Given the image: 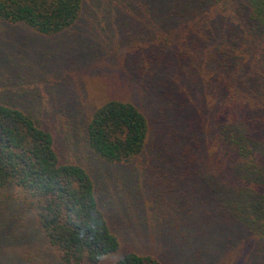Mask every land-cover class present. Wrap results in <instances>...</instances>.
I'll return each instance as SVG.
<instances>
[{
  "label": "trees",
  "instance_id": "trees-1",
  "mask_svg": "<svg viewBox=\"0 0 264 264\" xmlns=\"http://www.w3.org/2000/svg\"><path fill=\"white\" fill-rule=\"evenodd\" d=\"M3 23L47 40L83 37L85 68L108 49L125 50L119 77L131 98L110 97L89 113L62 76L56 96L49 76L28 77L33 86L24 88L7 75L0 242L30 217L63 264H169L114 231L112 221L132 222L139 210L133 229L150 225L181 264H264V0H0ZM106 33L119 38L104 36L97 50L91 37ZM78 142L84 162L69 155ZM121 195H135L123 219ZM18 206L27 211L12 221Z\"/></svg>",
  "mask_w": 264,
  "mask_h": 264
},
{
  "label": "rangeland",
  "instance_id": "rangeland-1",
  "mask_svg": "<svg viewBox=\"0 0 264 264\" xmlns=\"http://www.w3.org/2000/svg\"><path fill=\"white\" fill-rule=\"evenodd\" d=\"M97 15L98 12L96 13V16ZM91 19L96 20L97 18L93 17ZM96 22L95 27H98V30L99 28L104 27V21L99 22L96 20ZM86 25V23L85 25L78 24L77 27L74 29L72 28L68 34H77L78 27H86ZM104 36H107V41H117L119 38L118 33H115V35L106 33L101 36L91 37V43L97 46V50L104 47ZM41 38L42 37L33 33L25 26L12 25L9 23L0 24V91L6 92V90L13 89L14 87L9 84L10 81L7 80L9 79L7 78V75L13 73L17 74L19 72L18 75L15 74L11 80L14 85L21 82V84L24 85V88L31 87L33 84L29 83L30 79L28 77L33 79L32 76L35 75L34 79H46V77L49 76L52 82L46 83V86L48 88L53 87L51 91L52 95H56L58 92H54V90L62 88V86H54V84H56L54 77L57 74L62 76L60 78L65 84H67L63 87L64 89H70L74 83V90L82 101V105H86L89 113L94 105H100L110 97H124L128 100L131 98V94L127 88L121 86L122 80L119 77L120 70L123 69L124 56L122 54L125 50H117L118 54H115V51L112 50L108 56L106 54L109 52V49L107 52L106 49H103L106 53L99 54L98 61H94L93 65L85 68L83 65L79 66L82 64L80 63L81 58L77 57L79 55L82 57L86 56V52H84L83 49L85 48V45L88 44V41H85L83 37L60 38L59 40H56L55 38L50 40L42 38V40ZM21 39L24 40L25 44L19 41ZM26 44H34L35 48L38 50V55L36 56L29 53L31 50H28ZM111 46H106L105 48ZM45 53L47 54V57L44 58L43 56ZM73 56L74 59L71 58ZM84 60L86 61V58H84ZM26 65L29 68L27 72L25 71ZM8 66H10V68ZM4 68H6V71H3ZM50 83L53 85H50ZM45 87L42 93L46 95L47 99L51 94L49 91H46ZM66 96L67 95L61 97L63 98ZM17 99L20 101L23 100L22 97H17ZM60 120L64 121V118H61ZM54 129L55 132L61 131L62 134H67V129L63 124H56ZM67 135L71 136L70 132ZM70 140L75 141L73 137ZM80 143L82 142L80 141ZM74 148V153L69 155H75L76 157L83 156L82 160L84 162L85 157L87 156L86 148L82 147L79 142L76 143ZM143 189H141L138 194L146 199L145 203L147 205L149 204V200H147V191H144ZM129 197L131 198H126V196L121 195L120 198L121 210L117 216L122 219L130 214L125 213L123 206H128L130 209V206L134 204L133 200L135 195ZM6 205L11 206L13 209L15 207L14 204H10L9 202H6ZM26 211L27 210L23 206L22 208L18 206L16 210H14L12 221H14V219L19 220V218L23 217ZM146 211L148 212L145 214H148L149 216V207H146ZM131 214L132 217L129 218V221L132 218V222L124 221L120 223L115 222V220L112 221L114 226L113 229L117 232L122 241L131 244V246L141 254L162 256L168 260L169 264L171 263L170 261L174 264H181L177 259L178 257L176 256L175 250H172L167 242L153 241L152 235L149 234L153 230L150 225L139 226L136 229H133L134 225H138V223H135V218H137V216L142 217V211L132 210ZM30 219V217L23 218L24 221H22L21 228L20 224L16 225V231L14 234L12 235L11 233L10 235H7L5 238L6 240L0 242V255H5V260H8V262L15 260V256L19 255L21 258H29L30 261L32 260L33 264H63L57 259L55 251L44 241L45 238L38 231L39 227L37 224L35 225ZM22 232L25 234L28 233L27 236H22ZM22 262L25 263V259H23ZM22 262H20V264H23ZM189 263L190 262L183 264ZM0 264H3V262L0 261Z\"/></svg>",
  "mask_w": 264,
  "mask_h": 264
}]
</instances>
